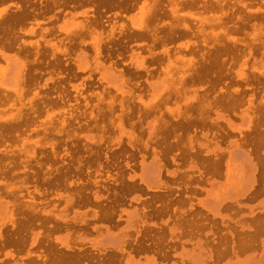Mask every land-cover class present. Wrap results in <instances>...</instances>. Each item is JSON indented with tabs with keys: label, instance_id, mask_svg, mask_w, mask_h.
<instances>
[{
	"label": "rangeland",
	"instance_id": "1",
	"mask_svg": "<svg viewBox=\"0 0 264 264\" xmlns=\"http://www.w3.org/2000/svg\"><path fill=\"white\" fill-rule=\"evenodd\" d=\"M52 1H55V0H1L0 1V4L2 5V6L0 5V22H1L0 28H5L4 30L2 29L0 30V34H1L0 35V39H1L0 41V57H1L0 58V92H1L0 93V99H1L0 100V109H1L0 110L1 111L0 112V126L2 123V126L0 127V132H1L0 133V156H1L0 157V161H1L0 162V212L1 213L4 212L3 214L0 213L1 215L0 216V240H1L0 241L1 242L0 243V264H3V263L5 264H35V262L38 264H42V263L48 264V262L49 264H52L53 262L51 261L52 258L54 259L56 258L53 264L55 263L57 264V262L58 264L59 263L61 264V262H59V257H58L60 255H61L60 257L63 259V260L60 259V261H63V263L66 264L72 256H75L77 253L82 254V252L84 255H86L85 259H82L81 261H79V260H73L71 258L68 264L69 263L72 264L71 261L74 262L73 264H94V263L97 264V262H102L104 259H107V258L108 260L109 259L110 260L106 264H210V263L215 264V261H217L216 264H219V262L221 264H264V235H263L264 222L261 225L262 230L260 229V231L253 237L254 239H252L251 245L249 246L250 248L245 247L244 249V248L238 247L236 242L239 240V238L237 239L235 237L231 238L229 235V233H231L233 229L239 228L238 226L239 224L240 225L242 224L243 226L247 225L250 222L249 220L253 216L260 217L261 215V217L264 218V187H261V189H259L260 187L257 184L258 177L261 172V169L259 168L264 169L263 167L264 164H262L264 163V159H262L264 158V145L258 148V150L260 149L261 153L263 154L262 155L258 150L256 151L254 149L251 150L252 146H250L248 142L244 144L242 139H239L241 138V134H244V131L248 135H250L251 133L250 130L247 129V126H248L247 115L250 113V111L247 109V102H246L248 96L251 93H252L251 97L253 100V104H255L256 106L258 105L261 106L260 107L261 109L259 107L255 109V113L258 114L259 112L264 111L262 110L263 106L260 103L259 104L257 103L260 97L264 98V0H252V1L251 0H228V1L227 0H212V1L211 0H163V2L162 0H159V1L158 0H137V1L136 0H128V1L118 0L120 7L116 6L117 0H114L115 2L113 6H109V7L103 6L104 8L102 7V9H99L96 6L92 7L91 0H86L87 2L85 0L83 1L81 0L79 1L78 0H73V1L72 0H63V1L58 0L57 1L56 0V3L54 4H52ZM58 2L60 3L58 4ZM216 2L218 3V5H221V8L217 7ZM188 4L190 5L188 6ZM202 4H207V5H210L211 7L207 8L208 10L202 9L201 7ZM83 5H85V7H81ZM16 6H19V9H16ZM124 6H125V9H124ZM196 6L199 7V9ZM18 10H25L26 13H28V15L25 17V19L23 18L24 20L21 19L23 20L22 22H20L21 21L20 20L17 24H15L14 27H13V24H9L8 26H5L6 22L3 23L4 18L8 17V14H11V12L14 13V12H17ZM234 12L236 15L234 14ZM111 13L113 14V17ZM217 17H220V18L218 19ZM87 19L89 20L93 19L97 22L96 24L98 25H96L94 29L97 31H100V36L97 37V35H95L94 33L90 34L86 29L81 27V25L84 24V22L87 21ZM161 20L162 22L160 23ZM179 21L181 24L179 23ZM109 25L112 26V35L111 37L107 39L106 35H108V32H109L108 30L110 28ZM9 28L10 29L13 28V29L8 31ZM90 28L92 27H89V29ZM230 28H231V31H230ZM147 30L150 32H153L155 37H157L154 41H152L149 37H146L142 40L134 36L136 32L140 33V32L147 31ZM3 31L5 32V34ZM170 31L175 32V34L173 35L174 38L171 40L168 39L167 37L169 36V34H172L170 33ZM195 31H196V34H195ZM13 32L14 33L16 32L17 34L16 33L14 34ZM79 32H81L82 34ZM198 34L200 35V37H198L199 36ZM71 35L74 38L70 37ZM4 36L6 38H3ZM130 36H133V37L131 38ZM113 37L115 38V40L113 39ZM166 37H167L166 41L163 42V40L161 39H164ZM98 38H100V40ZM19 39L21 40V43ZM116 39L121 42H118ZM5 40L7 41V43H9L8 45ZM98 42H99V50H96L95 44ZM110 43H113V44H110ZM240 45L242 46L240 47ZM61 46L63 47L61 48ZM91 46H92V49H91ZM105 47L107 49H105ZM224 47H225V50L223 49ZM71 48H72V51H70ZM129 48H131V50ZM25 49H27L28 51L30 50V51L28 52ZM73 52L75 53V55ZM217 53L220 55H218ZM32 56L34 57L33 59H32ZM214 56H217V57H214ZM211 57L212 59H210ZM106 58L107 59L109 58V59L107 60ZM237 59L239 63L237 62ZM63 61H65L66 63ZM119 61H122V62H119ZM57 62L59 64L58 66H57ZM92 63L93 65H91ZM200 63H202L203 66L212 64L210 68L211 70H209L206 73V75L207 74L208 75L207 76L205 75L207 79L204 81L203 80L199 81L195 77L196 76L195 73H197V71L200 70L199 68H202V64ZM50 64H53L54 67ZM41 65H43V67ZM158 66H160V69H158L159 68ZM33 67H34V70H32ZM232 70L234 71V73ZM220 71L223 74H221ZM144 72H146V74H144ZM128 74L130 75V77L126 76ZM191 77L194 78V80L192 78V82L194 84L191 83V81H189ZM244 77H246L247 78L246 80L248 81L244 80L243 79ZM63 78H65L66 80ZM181 79L184 80L183 83L180 82ZM211 79H213V83H211L212 82ZM55 83H57L59 86L57 84L56 86ZM216 87L218 88L216 89ZM49 88L50 89L53 88V90H50ZM42 89L44 90L46 94L48 95L50 94V96L48 95L46 96V94H44ZM60 89L62 90V92ZM223 91L225 93H223ZM243 91L244 93H242ZM31 92H32V95L30 94ZM238 93H240L242 96L241 95L238 96ZM25 95L29 97H26ZM87 95L89 96V98ZM134 95L136 96V98ZM224 95L227 96V98L229 97L230 99L233 97L239 98L238 103L233 105L235 108L232 107L231 108L232 110H229V109L224 110L222 107L217 106L218 104H215L216 109L223 116V117L214 119V122L216 125H213L212 123L213 118L215 117V115H213L214 112L212 110L214 107L212 108L205 107V111H204V113L206 112L205 115L211 118V119L205 118V120L207 121L206 124L208 123L207 125H205L206 127L203 126L200 128L199 124L198 125L196 124L195 126L193 125V128H192V125H190V127H187L186 128L187 130H186L184 127H182V125L177 124V122L179 121L178 119L179 117L177 119H174L171 117V115H175L177 113L184 114L187 112L191 113L194 116L195 115L197 116L195 111H197L196 106L198 104H195L196 101H193L189 104L186 103L188 100H190L191 96H196L197 98H200V96H203L207 98L208 100H211L212 98H210V96H215L216 98H219V97H225ZM70 97L72 98V100ZM56 98H58L59 100ZM49 99H51L50 100L51 102L48 101ZM22 100L24 101L26 100V101L24 102ZM169 100L171 101V103ZM46 101L47 103H45ZM127 101L128 103H126ZM43 102L44 104L42 105ZM52 103L57 104V105H54ZM58 103H59V106H58ZM116 103L118 104L119 107L117 106ZM163 103L165 104V106ZM46 104H47V107H46ZM136 105L138 106L137 108L138 110L136 109L137 107ZM162 105L164 106V109L162 108L163 107ZM241 105H244V106H241ZM32 106H33V109L31 108ZM35 110L38 111V113ZM189 110L190 111L194 110V111L190 112ZM39 112L41 113V115ZM103 112L104 114H102ZM66 113L67 114L69 113V114L67 115ZM146 113L149 115V117L146 115ZM60 114L61 115L63 114L61 116L62 118H60ZM141 114H144V116ZM38 115L40 116L41 119L39 118ZM77 115H79L80 118ZM145 116L147 118H145ZM158 116L160 117V119L157 118ZM78 118L81 120L80 122L82 123L78 121L79 120ZM155 118H157V121L154 123ZM173 119L176 122L174 123L175 125L173 124L174 126H176V128L175 127L172 128L173 125L171 123L174 122ZM141 120H144L146 122L141 121ZM14 121L16 124L14 123ZM24 121H26L25 124H24ZM90 122L92 123V125L90 124ZM3 124H5V126H3ZM67 124L68 126L72 124V127L71 125L67 127ZM106 124L108 125L110 124V126L108 127V125L106 126ZM154 124L156 127L159 126V128L156 129V133L158 135L153 140L150 134V129L153 128ZM168 125H169V128L168 130H166L167 129L166 126ZM252 125H254V123ZM28 126L31 130L28 128ZM50 126L52 128L54 127L55 128L52 129ZM4 127L6 128L3 129ZM260 127L264 128V126L263 127L260 126ZM13 128H14V131H13ZM63 128L65 131H63ZM78 128L79 130L81 129L80 132L79 130H77ZM251 128L253 129L255 128V126ZM161 129L165 131L161 132ZM70 130H72L73 133ZM170 130L172 131L174 130V132L175 130L178 131L176 133H179L180 138H177L175 136V133H172V131ZM192 130L193 132H191ZM7 131H9V133H7ZM25 131L27 135L25 133H23L22 135V132H25ZM49 132L50 133L52 132V133L50 134ZM167 132H169L168 135H166ZM200 132L201 133L206 132V137L205 138L202 137ZM228 132L230 133V136H226ZM4 133H7V134H4ZM66 134L67 136L65 137ZM213 134L215 135V137L217 136L216 137L217 141L215 138L212 137ZM221 134L224 136H222ZM169 135L172 136L171 139H169L170 138ZM76 136H79V137L77 138ZM109 136H111V138ZM161 137L162 139H160ZM4 138L5 140L8 138V140L4 141ZM56 138H58L59 141ZM163 138H165V140L169 139L168 140L169 142L165 141ZM184 138L186 139V141L183 142L182 140H185ZM226 140L227 142H225ZM109 141H111V143ZM125 141H126V144H125ZM79 142L81 143V145ZM161 142H163V144H161ZM175 142L177 145L175 144ZM178 142H181V143H178ZM102 143H105V144H102ZM155 143H157V145ZM170 143L171 145L172 143L176 145V146L173 145V147L178 148V149L177 148L175 149L171 147L173 154L172 152H169L171 151V149L167 151L166 153L164 152L166 151V148H167V146L165 145H170ZM60 145L61 147H59ZM138 145H140V147H142L143 149H141ZM178 145H180L181 147ZM242 145H244L247 150ZM153 147L155 148V150L159 152V161L161 163V166H159V163H157L153 157V153H152ZM100 148H101V151H100ZM163 148L165 150H163ZM185 148L186 149L188 148L189 150L187 151ZM49 149L51 150V153ZM253 151L255 153H253ZM60 152H62L61 155H60ZM88 152L90 155L88 154ZM187 152H190L193 154H190ZM196 152H197V155H200V156H197ZM180 153L182 154L184 153L183 155H185V157H183V155L181 156ZM256 153L257 154L259 153V154L257 155ZM122 154H125V156ZM177 154H179V157H177L178 156ZM254 154L256 155V158L254 157L255 156ZM14 155L15 157H13ZM95 155H96V158H95ZM131 155H132V158H131ZM123 156H124V159H123ZM163 156H166V157H163ZM44 157L47 159H45ZM200 157L202 158L199 159ZM51 158H52V161H51ZM115 159L116 161H114ZM215 159H217V161ZM221 159L223 160L221 161ZM253 159H255V161ZM207 160L208 161L214 160L213 162H211V165L210 163L208 164L210 165L209 170L208 169L207 171L205 170L208 173V175L206 172L203 173L204 169H202V167H204L202 165H206ZM32 161H35L36 163L35 162L32 163ZM86 161H89V162H86ZM55 162L57 163L55 164ZM256 162L257 164H255ZM67 163L69 166L67 165ZM4 164H5V167H4ZM51 164H52V167H51ZM19 165L20 166L22 165V166L20 167ZM36 165L39 168L41 167L40 171L38 167L36 170L35 168ZM178 165L180 167H178ZM42 166L43 168L45 167L44 170ZM182 166L185 168H182ZM213 167L215 168L214 171L212 169ZM236 167H240V168H236ZM70 168L72 169V171ZM1 169L3 171H1ZM73 170H76V171H73ZM180 172L182 173L181 175H180ZM40 173H42L41 174L42 176L40 175ZM183 173L185 174L183 175ZM16 174L17 175L19 174V176H17ZM37 174L39 177L37 176ZM186 174H187V177L185 176ZM9 175H11L10 179H8ZM35 176H36V179H35ZM124 176H126V179ZM163 176L165 178L161 179ZM1 177L3 178L1 179ZM197 177L200 182H198ZM40 178H41V181H40ZM53 178L54 180L56 179L59 180L61 178L62 179L59 181H54ZM251 178L252 179L254 178V180H252ZM30 179L35 181L36 183L31 181ZM47 180H49L52 183H50ZM75 180H76V183H75ZM137 180L139 181L138 183H137ZM194 180H197V182H194ZM44 181L45 182L47 181V183L44 184L45 183ZM190 181H193V182H190ZM42 182H44L43 186L46 185L44 186V188L42 186ZM57 182L59 183L58 185L60 187H58V185L54 186V183L57 184ZM61 182L63 183L61 184ZM189 182L191 183L192 186H190ZM173 183L175 185H173ZM32 186L34 187L32 188ZM51 186H53L52 188L54 187L55 188L54 189L49 188ZM85 186L87 187V189H85L86 188ZM139 186L140 187L142 186V187L140 188ZM78 187L79 189L82 188V190L81 189L79 190ZM134 188L138 192L134 191ZM191 188H192V192H190L191 193L190 194L189 191L191 190ZM183 189L185 190L184 192H183ZM193 189L195 193L196 191L198 192L199 189L201 190L196 195H194L195 193L193 192ZM5 190H6V193H4ZM25 190H27V192H24ZM170 190L173 191L174 194L170 193L171 192ZM122 191L124 192V194ZM13 192L15 194H13ZM141 192L144 194H142ZM202 192H203V195H202ZM45 193L47 197L45 196L44 198L43 196ZM75 193H77L78 195H76ZM161 193L163 195H161ZM35 194L37 195V197ZM158 194L165 198L163 197L162 199L159 198L160 196ZM18 195L19 197H17ZM177 195H178V198H176ZM190 195L192 199L190 198ZM123 196L125 197V199ZM251 197L252 199H250ZM149 199L152 200L153 202L149 201ZM241 199L244 201L242 202ZM85 200L87 201L86 204L88 203L86 207L85 205H83L85 203ZM90 200L91 201L93 200V201L91 202ZM141 200L142 201L144 200L145 203H143L144 201L142 202ZM82 201L84 203H82ZM74 202L76 206L75 204H73ZM140 202L141 204H139ZM153 203L154 205L152 207ZM225 203H228L230 207L226 205L224 206ZM230 203L232 204V206L233 205L234 206L232 207ZM36 205L37 207H35ZM71 205H74L75 207L72 206V208L69 209V211H71V214H72V215L71 214L69 215L70 212L68 211V208H70ZM100 205H101L100 207L101 209L98 207ZM102 205L103 206L105 205V206L103 207ZM148 205L150 206V208H147ZM161 205L162 207L166 206V209L163 207L164 211H163V208L160 207ZM186 206H188V208H186ZM198 206L200 209L198 208ZM102 207L105 208L104 209L105 213L102 210ZM107 207H109V209L111 210H108ZM168 207L170 210L168 209ZM178 207L180 208L178 209ZM224 209L226 212L224 211ZM237 210H240L241 212ZM178 211H180L179 212L180 214H178ZM190 211H193V212H190ZM196 211L200 213L197 214L195 213ZM236 211L238 214L236 213ZM249 211H251V213ZM19 213H21V215ZM182 213L184 214L183 216H182ZM186 213H187V216L189 214V217L186 216ZM44 214H45V217H44ZM146 215H148L149 217L151 215L152 216L149 218ZM201 215L202 217L200 218ZM28 216L30 218H28ZM50 216L54 218L52 217L50 218ZM102 216H104L105 220L104 218L101 219ZM193 216L195 220H193L194 219ZM25 218L26 219L28 218V220H26ZM114 218L116 220H113ZM175 218L177 221L175 220ZM196 218H198L199 220L202 219L203 221L202 220L198 221V219ZM206 218H208L209 220ZM214 218L215 219L217 218V219L214 220ZM29 219H31L32 221ZM99 219H101V221ZM151 219L153 220L151 221ZM34 220L35 222H33ZM41 220H44V223ZM211 220L213 221L212 223H211ZM26 221L28 222L26 223ZM54 221H55V225H54ZM217 223H219V225ZM26 224L29 225L30 227L29 226L27 227ZM59 224H61V226ZM19 226L21 229L19 228ZM23 226L25 227V229L23 228ZM217 226H218V229H217ZM60 227L61 228L63 227L64 229L61 230ZM146 228H150L151 230H146ZM158 228H159V231H158ZM170 228H172V233L169 234L167 229L169 230ZM74 229H76L77 231ZM73 230L75 231V234L73 233L74 232ZM240 230L243 233L245 232L243 234L240 231L241 236L243 235L242 237L243 239H245V237L247 236L246 234H248L250 230H247V229H240ZM6 231L8 232L6 233ZM51 231H53V236H52V233H50ZM60 231L62 233H60ZM82 231L85 232V234H83ZM155 231L158 233L155 234ZM43 232L45 235L43 234ZM260 233L261 235H259ZM71 234L73 236H70ZM154 234L156 237L158 236V238H156ZM47 235L48 237H46ZM167 235H168V238H167ZM172 235H175V236L173 237ZM203 236L206 239H204ZM5 237L6 239H4ZM71 237L74 240H72ZM225 237L226 238L228 237V238L226 239ZM146 238L150 240H147ZM152 238L154 240L157 239L159 241V244L158 245L155 244V246L151 244L154 241L152 240ZM52 239L54 240L52 241ZM246 239H248V236L246 237ZM6 240L10 243H8ZM122 240H124L125 243L127 242L129 243L131 241L130 242L131 245L129 246H132V248H134V246L141 245V243L144 242L142 245L144 248L142 250L131 248L130 254L125 255L126 253L125 251L129 249L128 245H125L126 247L124 246L125 251H122L121 253L117 250V247L121 243ZM208 241L210 242L208 243ZM205 242L206 244H204ZM197 243H199V245ZM145 246L146 247L148 246L146 250H145ZM217 246L219 247L217 248ZM1 247H3L4 251ZM27 247H30V248H27ZM214 247H216L217 249L219 248L222 249V250L221 249L219 250L222 251V254L224 253L223 257L221 254L218 256L219 258L216 259V255L214 253L215 249L213 250ZM46 248L48 249L51 248L50 252ZM20 249L22 251H20ZM92 249L94 251H92ZM228 249L231 250V252ZM45 251H47L49 254H47V252ZM55 251H59L58 252L59 255ZM62 252H67V253H62ZM208 252L211 253V257L209 259L206 257V254ZM225 253L227 256L225 255ZM52 254H54L55 257H53L54 255L52 256ZM62 255H64L65 257ZM116 255H119V256H116ZM34 256L36 258H33ZM48 257L49 259L50 257L52 258L48 260ZM117 258H118V262H117ZM24 259L26 261L27 259L31 260V262L34 260L35 262L33 263H31L30 261L26 262L24 261ZM42 260L44 261L42 262ZM111 260H113L114 262H112Z\"/></svg>",
	"mask_w": 264,
	"mask_h": 264
},
{
	"label": "bare ground",
	"instance_id": "2",
	"mask_svg": "<svg viewBox=\"0 0 264 264\" xmlns=\"http://www.w3.org/2000/svg\"><path fill=\"white\" fill-rule=\"evenodd\" d=\"M1 1V0H0ZM58 1V0H57ZM63 1V0H62ZM73 1V0H72ZM79 1V0H78ZM77 1V2H78ZM81 1H83V0H81ZM86 1V0H85ZM92 2H91V6L92 7H98L99 9H102V7L103 6H106V7H109V6H113V4H114V0H91ZM123 1V0H122ZM128 1V0H127ZM137 1V0H136ZM159 1V0H158ZM212 1V0H211ZM228 1V0H227ZM252 1V0H251ZM39 2V1H38ZM48 2V1H47ZM70 2V1H69ZM87 2V1H86ZM126 2V1H125ZM141 2V1H140ZM162 2H163V0H162ZM180 2V1H179ZM192 2V1H191ZM203 2V1H202ZM230 2V1H229ZM235 2V1H234ZM261 2V1H260ZM8 3V2H7ZM46 3V2H45ZM54 3H56V0L55 1H52V4H54ZM60 2H58V4H59ZM160 3V2H159ZM168 3V2H167ZM209 3V2H208ZM215 3V2H214ZM35 4V3H34ZM77 4V3H76ZM184 4V3H183ZM199 4V3H198ZM227 4V3H226ZM1 5V4H0ZM87 5V4H86ZM185 5V4H184ZM190 4H188V6H189ZM196 5V4H195ZM216 5H217V7H219V8H221V5H218V3L216 2ZM236 5V4H235ZM2 6V5H1ZM39 6V5H38ZM59 6V5H58ZM57 6V7H58ZM63 6V5H62ZM79 6V5H78ZM90 6V5H89ZM116 6L117 7H120V4L118 3V0L116 1ZM169 6V5H168ZM81 7H85V5H83V6H81ZM137 7V6H136ZM187 7V6H186ZM197 7V6H196ZM196 7H195V9H196ZM202 9H207V8H209V7H211L210 5H207V4H202ZM200 7V8H201ZM256 7V6H255ZM31 8V7H30ZM41 8V7H40ZM56 8V7H55ZM78 8V7H77ZM104 8V7H103ZM114 8V7H113ZM159 8V7H158ZM183 8V7H182ZM198 9H199V7H197ZM237 8V7H236ZM16 9H19V6H16ZM67 9V8H66ZM119 9V8H118ZM124 9H125V6H124ZM168 9V8H167ZM190 9V8H189ZM29 10V9H28ZM110 10V9H109ZM156 10V9H155ZM169 10V9H168ZM193 10V9H192ZM208 10V9H207ZM214 10V9H213ZM236 10V9H235ZM246 10V9H245ZM11 11V10H10ZM47 11V10H46ZM94 11V10H93ZM115 11V10H114ZM216 11V10H215ZM239 11V10H238ZM237 11V12H238ZM32 12V11H31ZM34 12V11H33ZM111 12V11H110ZM160 12V11H159ZM240 12V11H239ZM246 12V11H245ZM30 13V12H29ZM42 13V12H41ZM46 13V12H45ZM63 13V12H62ZM100 13V12H99ZM8 14V13H7ZM35 14V13H34ZM40 14V13H39ZM43 14V13H42ZM70 14V13H69ZM107 14V13H106ZM105 14V15H106ZM112 14V13H111ZM154 14V13H153ZM234 14H235V12H234ZM247 14V13H246ZM28 15V13H26V11L25 10H18L17 12H14V13H12L11 12V14H8V17H3L4 18V20H3V23H5V26H8L9 24H13V27H14V25L15 24H17L21 19H25V17ZM31 15V14H30ZM47 15H49V14H47ZM61 15V14H60ZM98 15V14H97ZM236 15V14H235ZM254 15H256V14H254ZM7 16V15H6ZM122 16V15H121ZM155 16H156V14H155ZM161 16V15H160ZM62 17V16H61ZM103 17V16H102ZM106 17V16H105ZM112 17H113V14H112ZM186 17V16H185ZM254 17V16H253ZM39 18V17H38ZM42 18V17H41ZM110 18V17H109ZM125 18V17H124ZM156 18V17H155ZM218 19L220 18V17H217ZM236 18V17H235ZM23 19V20H24ZM95 19H97V18H95ZM126 19V18H125ZM150 19V18H149ZM168 19V18H167ZM234 19V18H233ZM23 20H21L20 22H22ZM103 20V19H102ZM127 20V19H126ZM158 20V19H157ZM181 20V19H180ZM235 20V19H234ZM233 20V21H234ZM261 20V19H260ZM55 21V20H54ZM58 21V20H57ZM62 21V20H61ZM108 21V20H107ZM186 21V20H185ZM25 22H26V20H25ZM53 22V21H52ZM162 22V20L160 21V23ZM263 22V21H262ZM1 23V22H0ZM51 23V22H50ZM97 22L95 21V20H89V19H87V21H85L84 22V24H82L81 25V27H83L84 29H86L90 34H92V33H94L95 35H97V37L98 36H100V31H97V30H95L94 28H95V26L96 25H98V24H96ZM111 23H112V21H111ZM179 23H180V21H179ZM193 23V22H192ZM198 23V22H197ZM237 23V22H236ZM56 24H58V23H56ZM55 24V25H56ZM104 24V23H103ZM152 24V23H151ZM155 24V23H154ZM181 24V23H180ZM227 24V23H226ZM235 24V23H234ZM247 24V23H246ZM2 25H4V24H2ZM160 25V24H159ZM158 25V26H159ZM27 26V25H26ZM57 26V25H56ZM106 26V25H105ZM110 26V25H109ZM118 26H119V24H118ZM249 26V25H248ZM3 27V26H2ZM11 27V26H10ZM89 27H92V28H90L89 29ZM117 27V26H116ZM8 28V27H7ZM16 28V27H15ZM127 28V27H126ZM152 28V27H151ZM234 28V27H233ZM4 30L5 28H0V30ZM13 29V28H12ZM12 29H10L9 28V30L8 31H10V30H12ZM40 29V28H39ZM56 29H57V27H56ZM100 29V28H99ZM98 29V30H99ZM159 29V28H158ZM207 29V28H206ZM238 29V28H237ZM15 30V29H14ZM109 30V32H108V35H106V37H107V39L109 38V37H111V35H112V26H110V28L108 29ZM129 30V29H128ZM135 30V29H134ZM177 30V29H176ZM175 30V31H176ZM179 30H180V28H179ZM251 30V29H250ZM84 31V30H83ZM139 31V30H138ZM167 31H169V30H167ZM174 31V30H173ZM230 31H231V28H230ZM4 32V31H3ZM2 32V33H3ZM105 32H106V30H105ZM160 32V31H159ZM186 32V31H185ZM7 33V32H6ZM14 33V32H13ZM16 33V32H15ZM14 33V34H15ZM79 33H81V32H79ZM85 33V32H84ZM163 33V32H162ZM167 33V32H166ZM170 33H172V34H169V36H167L168 37V39H173L174 37H173V35L175 34V32H172V31H170ZM4 34H5V32H4ZM17 34V33H16ZM22 34V33H21ZM57 34V33H56ZM82 34V33H81ZM104 34H106V33H104ZM129 34V33H128ZM133 34V33H132ZM195 34H196V31H195ZM1 35V34H0ZM3 35V34H2ZM13 35V34H12ZM20 35V34H19ZM38 35V34H37ZM127 35V34H126ZM158 35V34H157ZM164 35V34H163ZM199 35V34H198ZM11 36V35H10ZM14 36V35H13ZM18 36V35H17ZM49 36V35H48ZM87 36V35H86ZM123 36V35H122ZM134 36H136L138 39H144V38H146V37H149L152 41H154L157 37H155V35H154V33L153 32H150V31H143V32H136L135 33V35ZM241 36V35H240ZM24 37V36H23ZM46 37V36H45ZM70 37H73L72 35L70 36ZM79 37H80V35H79ZM131 38L133 37V36H130ZM167 37L166 38H164V39H161V40H163V42L164 41H166V39H167ZM178 37V36H177ZM177 37H175V38H177ZM198 37H200V35L198 36ZM225 37V36H224ZM3 38H6L5 36L3 37ZM20 38V37H19ZM29 38V37H28ZM74 38V37H73ZM75 38H76V36H75ZM119 38V37H118ZM128 38V37H127ZM9 39V38H8ZM65 39V38H64ZM78 39V38H77ZM99 40H100V38H98ZM97 39V40H98ZM113 39L115 40V38L113 37ZM121 39V38H120ZM224 39V38H223ZM12 40H13V38H12ZM102 40V39H101ZM114 40H112V41H114ZM117 40V39H116ZM122 40V39H121ZM149 40V39H148ZM225 40H226V38H225ZM0 41H1V39H0ZM3 41V40H2ZM6 41V40H5ZM4 41V42H5ZM19 41H20V43H21V40L19 39ZM53 41H54V39H53ZM77 41V40H76ZM118 41V40H117ZM42 42H44V41H42ZM118 42H121V41H118ZM117 42V43H118ZM133 42V41H132ZM151 42V41H150ZM160 42V41H159ZM2 43V42H1ZM6 43H7V41H6ZM18 43V42H17ZM109 43V42H108ZM116 43V44H117ZM162 43V42H161ZM167 43V42H166ZM226 43V42H225ZM5 44V43H4ZM9 43H7V45H8ZM59 44V43H58ZM110 44H113V43H110ZM130 44V43H129ZM150 44V43H149ZM164 44V43H163ZM174 44V43H173ZM210 44V43H209ZM232 44V43H231ZM11 45V44H10ZM44 45V44H43ZM81 45V44H80ZM105 45V44H104ZM119 45V44H118ZM123 45V44H122ZM83 46V45H82ZM87 46V45H86ZM89 46H90V44H89ZM161 46V45H160ZM175 46V45H174ZM201 46H202V44H201ZM227 46V45H226ZM242 45H240V47H241ZM5 47V46H4ZM50 47V46H49ZM48 47V48H49ZM63 46H61V48H62ZM72 47V46H71ZM108 47V46H107ZM136 47V46H135ZM146 47V46H145ZM195 47V46H194ZM23 48V47H22ZM95 48H96V50H99V42L98 43H96L95 44ZM140 48V47H139ZM200 48V47H199ZM207 48V47H206ZM237 48V47H236ZM51 49V48H50ZM91 49H92V46H91ZM105 49H107L106 47H105ZM109 49V48H108ZM126 49V48H125ZM130 50H131V48H129ZM205 49V48H204ZM216 49V48H215ZM220 49V48H219ZM224 50H225V47L223 48ZM7 50V49H6ZM17 50H18V48H17ZM25 50H27V49H25ZM34 50V49H33ZM32 50V51H33ZM117 50V49H116ZM115 50V51H116ZM211 50H213V49H211ZM218 50V49H217ZM216 50V51H217ZM10 51V50H9ZM23 51V50H22ZM28 51V50H27ZM30 51V50H29ZM28 51V52H29ZM31 51V52H32ZM42 51V50H41ZM51 51V50H50ZM70 51H72V48H71V50ZM69 51V52H70ZM147 51V50H146ZM215 51V52H216ZM228 51V50H227ZM238 51V50H237ZM259 51V50H258ZM27 52V53H28ZM94 52V51H93ZM93 52H92V54H93ZM118 52V51H117ZM188 52V51H187ZM224 52V51H223ZM244 52H245V50H244ZM74 53V52H73ZM73 53H71V54H73ZM106 53V52H105ZM213 53H214V51H213ZM218 53H220V52H218ZM217 53V54H218ZM235 53H236V51H235ZM259 53V52H258ZM31 54V53H30ZM40 54V53H39ZM52 54V53H51ZM126 54V53H125ZM162 54V53H161ZM217 54H215V55H217ZM64 55V54H63ZM68 55H70V54H68ZM67 55V56H68ZM74 55H75V53H74ZM73 55V56H74ZM105 55H107V54H105ZM158 55V54H157ZM211 55V54H210ZM218 55H220V54H218ZM238 55V54H237ZM20 56V55H19ZM29 56V55H28ZM44 56V55H43ZM51 56V55H50ZM58 56V55H57ZM59 56H61V55H59ZM117 56V55H116ZM165 56H167V55H165ZM209 56V55H208ZM212 56V55H211ZM259 56V55H258ZM42 57V56H41ZM49 57V56H48ZM71 57V56H70ZM109 57V56H108ZM164 57V56H163ZM214 57H217V56H214ZM230 57V56H229ZM1 58V57H0ZM34 57L32 56V59H33ZM63 58V57H62ZM90 58H91V56H90ZM128 58V57H127ZM157 58V57H156ZM221 58V57H220ZM235 58V57H234ZM238 58V57H237ZM242 58V57H241ZM259 58V57H258ZM55 59V58H54ZM107 59V58H106ZM109 59V58H108ZM107 59V60H108ZM149 59V58H148ZM154 59V58H153ZM210 59H212V57L210 58ZM46 60V59H45ZM50 60V59H49ZM62 60V59H61ZM73 60V59H72ZM71 60V61H72ZM156 60V59H155ZM214 60V59H213ZM251 60H252V58H251ZM29 61V60H28ZM44 61V60H43ZM70 61V62H71ZM151 61H152V59H151ZM150 61V62H151ZM199 61V60H198ZM212 61V60H211ZM220 61V60H219ZM46 62V61H45ZM52 62V61H51ZM59 62V61H58ZM58 62H57V66L59 65L58 64ZM63 62H65V61H63ZM108 62V61H107ZM119 62H122V61H119ZM149 62V63H150ZM158 62V61H157ZM166 62V61H165ZM237 62H238V59H237ZM66 63V62H65ZM130 63V62H129ZM134 63V62H133ZM206 63V62H205ZM209 63H211V62H209ZM239 63V62H238ZM40 64V63H39ZM48 64V63H47ZM54 64H56V63H54ZM61 64H62V62H61ZM74 64V63H73ZM148 64V63H147ZM157 64V63H156ZM200 64H202V63H200ZM208 64V63H207ZM221 64H223V63H221ZM228 64V63H227ZM234 64V63H233ZM45 65V64H44ZM50 65H52L53 66V64H50ZM65 65V64H64ZM91 65H93V63L91 64ZM160 65V64H159ZM34 66V65H33ZM42 67H43V65H41ZM73 66H75V65H73ZM201 66V65H200ZM199 66V67H200ZM211 66H212V64H208V65H206V66H203V64H202V68H199V67H197V68H199L200 70L199 71H197V73H195V77H196V79L197 80H199V81H204V80H206L207 78H206V76L208 75H206V73L209 71V70H211L210 68H211ZM216 66H217V64H216ZM232 66H234V65H232ZM32 67V66H31ZM36 67V66H35ZM39 67V66H38ZM47 67V66H46ZM54 67V66H53ZM159 68L158 69H160V66H158ZM214 67V66H213ZM236 67V66H235ZM61 68V67H60ZM77 68V67H76ZM134 68V67H133ZM215 68V67H214ZM213 68V69H214ZM226 68V67H225ZM41 69V68H40ZM50 69V68H49ZM64 69V68H63ZM67 69V68H66ZM74 69V68H73ZM156 69V68H155ZM212 69V70H213ZM216 69V68H215ZM217 69H218V67H217ZM231 69V68H230ZM235 69V68H234ZM32 70H34V67L32 68ZM37 70V69H36ZM135 70V69H134ZM198 70V69H197ZM222 70V69H221ZM229 70V69H228ZM53 71V70H52ZM56 71V70H55ZM61 71V70H60ZM132 71V70H131ZM155 71V70H154ZM215 71V70H214ZM233 71V70H232ZM249 71V70H248ZM32 72V71H31ZM65 72V71H64ZM63 72V73H64ZM75 72H76V70H75ZM82 72V71H81ZM158 72V71H157ZM211 72V71H210ZM209 72V73H210ZM58 73H60V72H58ZM130 73V72H129ZM139 73V72H138ZM220 73L221 74H223L221 71H220ZM220 73H218V74H220ZM233 73H234V71H233ZM33 74V73H32ZM70 74V73H69ZM71 74H72V72H71ZM75 74V73H74ZM94 74V73H93ZM144 74H146V72H144ZM45 75V74H44ZM85 75V74H84ZM136 75V74H135ZM206 75V76H205ZM216 75V74H215ZM47 76V75H46ZM126 76H128V77H130V75L128 74V75H126ZM132 76V75H131ZM28 77H29V75H28ZM34 77V76H33ZM36 77V76H35ZM40 77V76H39ZM74 77V76H73ZM97 77V76H96ZM145 77V76H144ZM230 77H231V75H230ZM230 77H229V79H230ZM233 77V76H232ZM235 77V76H234ZM42 78V77H41ZM78 78V77H77ZM80 78V77H79ZM150 78V77H149ZM192 78L193 77H191V79L189 80V81H191V83H193L192 82ZM209 78V77H208ZM211 78V77H210ZM222 78V77H221ZM33 79V78H32ZM36 79V78H35ZM63 79H65V78H63ZM73 79V78H72ZM216 79V78H215ZM225 79V78H224ZM244 80H246L247 78L246 77H244L243 78ZM66 80V79H65ZM68 80V79H67ZM77 80V79H76ZM79 80V79H78ZM89 80V79H88ZM96 80V79H95ZM186 80V79H185ZM193 80H194V78H193ZM212 80V82L211 83H213V79H211ZM251 80V79H250ZM32 81V80H31ZM42 81H43V79H42ZM42 81H41V83H42ZM56 81H57V79H56ZM129 81V80H128ZM144 81V80H143ZM219 81V80H218ZM246 81H248V80H246ZM64 82V81H63ZM67 82V81H66ZM73 82H75V81H73ZM180 82H184V80L183 79H181L180 80ZM187 82V81H186ZM197 82V81H196ZM206 82V81H205ZM225 82V81H224ZM260 82V81H259ZM88 83V82H87ZM92 83V82H91ZM135 83V82H134ZM145 83V82H144ZM189 83V82H188ZM204 83V82H203ZM216 83V82H215ZM214 83V84H215ZM228 83V82H227ZM248 83V82H247ZM32 84V83H31ZM34 84V83H33ZM57 83H55V85H56ZM99 84V83H98ZM142 84H143V82H142ZM194 84V83H193ZM206 84V83H205ZM223 84V83H222ZM229 84H230V82H229ZM245 84V83H244ZM25 85V84H24ZM23 85V86H24ZM36 85V84H35ZM54 85V84H53ZM58 85V84H57ZM56 85V86H57ZM90 85H92V84H90ZM101 85V84H100ZM188 85V84H187ZM217 85V84H216ZM241 85V84H240ZM261 85V84H260ZM50 86V85H49ZM59 86V85H58ZM70 86V85H69ZM102 86V85H101ZM196 86V85H195ZM225 86V85H224ZM27 87V86H26ZM30 87V86H29ZM37 87H38V85H37ZM54 87V86H53ZM62 87V86H61ZM71 87V86H70ZM87 87H88V85H87ZM219 87V86H218ZM218 87H216V89L218 88ZM227 87V86H226ZM232 87H233V85H232ZM244 87V86H243ZM31 88V87H30ZM65 88V87H64ZM94 88V87H93ZM136 88V87H135ZM213 88V87H212ZM231 88V87H230ZM229 88V89H230ZM242 88V87H241ZM257 88V87H256ZM261 88V87H260ZM263 88V87H262ZM28 89V88H27ZM50 89V88H49ZM70 89V88H69ZM138 89V88H137ZM136 89V90H137ZM145 89V88H144ZM227 89V88H226ZM40 90V89H39ZM43 90V89H42ZM47 90H48V88H47ZM50 90H53V88L52 89H50ZM58 90V89H57ZM61 90V89H60ZM59 90V91H60ZM86 90H87V88H86ZM86 90H85V92H86ZM107 90V89H106ZM242 90V89H241ZM247 90V89H246ZM250 90V89H249ZM253 90V89H252ZM31 91V90H30ZM33 91V90H32ZM146 91V90H145ZM205 91V90H204ZM203 91V92H204ZM227 91V90H226ZM43 92H44V90H43ZM53 92V91H52ZM51 92V93H52ZM56 92V91H55ZM61 92H62V90H61ZM199 92V91H198ZM209 92V91H208ZM253 92V91H252ZM1 93V92H0ZM39 93H40V91H39ZM47 93H48V91H47ZM64 93V92H63ZM114 93V92H113ZM135 93V92H134ZM200 93V92H199ZM223 93H225L224 91H223ZM227 93V92H226ZM231 93H233V92H231ZM241 93V92H240ZM240 93H238V96L239 95H241L242 93H244V91L240 94ZM9 94V93H8ZM31 95H32V92L30 93ZM44 94H46L45 92H44ZM79 94V93H78ZM106 94H107V92H106ZM147 94V93H146ZM228 94V93H227ZM258 94V93H257ZM48 94H46V96H47ZM53 95V94H52ZM52 95H51V97H52ZM57 95V94H56ZM70 95V94H69ZM204 95V94H203ZM234 95V94H233ZM232 95V96H233ZM251 95H252V93L248 96V98H247V100H246V102H247V109L250 111V113L247 115V118H248V126H247V129H249L250 130V135H248L247 133H245V131H244V134H241V138H239V139H242V141L244 142V144L245 143H249L250 144V146H252V149L251 150H258V148H260V147H262L263 145H264V128H261L260 126H264V111H261V112H259L258 114H256L255 113V109H257V107H261V106H259L258 104L260 103L263 107V109L262 110H264V98H262V97H260V99L258 100V106H256L255 104H253V100H252V97H251ZM26 96V95H25ZM39 96V95H38ZM48 96H50V94L48 95ZM60 96V95H59ZM73 96V95H72ZM88 96V95H87ZM118 96V95H117ZM135 96V95H134ZM225 96V95H224ZM229 96V95H228ZM238 96H236V97H238ZM242 96V95H241ZM247 96V95H246ZM5 97V96H4ZM26 97H29V96H26ZM25 97V98H26ZM37 97V96H36ZM50 97V98H51ZM80 97V96H79ZM78 97V98H79ZM96 97V96H95ZM119 97H120V95H119ZM119 97H118V99H119ZM132 97V96H131ZM146 97V96H145ZM209 97V96H208ZM219 97V96H218ZM43 98V97H42ZM41 98V99H42ZM71 98V97H70ZM88 98H89V96H88ZM135 98H136V96H135ZM134 98V99H135ZM210 98H212L211 100H208L207 98H205V97H203V96H200V98H197L196 96H191V98H190V100H188L186 103H191V102H193V101H196V103L195 104H198L196 107H197V111H195L196 112V114H197V116L195 115H192L191 113H184V114H180V113H177V114H175V115H171V117L172 118H174V119H177L178 117V119H179V121L177 122V124H179V125H182V127H184L185 129L187 128V127H190V125H192V128H193V125L195 126L196 124L198 125L199 124V126H200V128L201 127H206L205 125H207L206 124V120H205V118H208V119H211L210 117H208L207 115H205V113H204V111H205V107H207V108H212V107H214L212 110H213V112H214V114L213 115H215V117L213 118V125H216L215 124V122H214V119H216V118H219V117H223L222 116V114H220L219 112H218V110L216 109V106H215V104H218L217 106H219V107H222L224 110L225 109H229V110H232L231 108L232 107H234L233 105L234 104H236V103H238V99L239 98H227V96H225V97H219V98H216L215 96H210ZM242 98V97H241ZM21 99V98H20ZM39 99V98H38ZM48 99V98H47ZM56 99H58V98H56ZM80 99V98H79ZM95 99V98H94ZM133 99V100H134ZM147 99V98H146ZM1 100V99H0ZM10 100V99H9ZM18 100V99H17ZM40 100V99H39ZM38 100V101H39ZM44 100V99H43ZM51 99H49L48 101H50ZM53 100V99H52ZM59 100V99H58ZM61 100V99H60ZM66 100V99H65ZM71 100H72V98H71ZM83 100V99H82ZM117 100V99H116ZM245 100V99H244ZM4 101V100H3ZM8 101V100H7ZM22 101H24V100H22ZM26 101V100H25ZM24 101V102H25ZM55 101V100H54ZM57 101V100H56ZM74 101V100H73ZM145 101H147V100H145ZM170 101V100H169ZM23 102V103H24ZM42 102V101H41ZM41 102H39V103H41ZM51 102V101H50ZM91 102V101H90ZM93 102V101H92ZM117 102V101H116ZM120 102V101H119ZM159 102V101H158ZM241 102H242V100H241ZM244 102V101H243ZM27 103H29V102H27ZM45 103H47V101L45 102ZM55 103V102H54ZM54 103H52V104H54ZM67 103V102H66ZM126 103H128V101L126 102ZM132 103H134V102H132ZM157 103V102H156ZM170 103H171V101H170ZM256 103V102H255ZM25 104V103H24ZM36 104V103H35ZM44 104V102L42 103V105ZM63 104V103H62ZM100 104H102V103H100ZM117 104V103H116ZM164 104V103H163ZM244 104V103H243ZM7 105H8V103H7ZM18 105V104H17ZM28 105V104H27ZM41 105V104H40ZM54 105H57V104H54ZM68 105V104H67ZM66 105V106H67ZM91 105H92V103H91ZM129 105H130V103H129ZM139 105V104H138ZM240 105V104H239ZM35 106V105H34ZM50 106V105H49ZM58 106H59V103H58ZM62 106V105H61ZM105 106V105H104ZM117 106H118V104H117ZM132 106V105H131ZM137 106V105H136ZM142 106V105H141ZM163 106V105H162ZM164 106H165V104H164ZM164 106L162 107L163 109H164ZM241 106H244V105H241ZM30 107V106H29ZM40 107V106H39ZM42 107V106H41ZM46 107H47V104H46ZM46 107H44V108H46ZM90 107V106H89ZM103 107V106H102ZM119 107V106H118ZM127 107V106H126ZM128 107H130V106H128ZM195 107V108H196ZM238 107V106H237ZM32 109H33V106L31 107ZM31 108H30V110H31ZM58 108V107H57ZM117 108V107H116ZM138 108V106L136 107V109ZM190 108V107H189ZM218 108V107H217ZM235 108V107H234ZM26 109H28V108H26ZM43 109V108H42ZM104 109V108H103ZM119 109V108H118ZM239 109V108H238ZM237 109V110H238ZM261 109V108H260ZM260 109H258V110H260ZM1 110V109H0ZM15 110V109H14ZM29 110V111H30ZM38 110V109H37ZM44 110V109H43ZM53 110V109H52ZM138 110V109H137ZM140 110H141V108H140ZM22 111V110H21ZM24 111V110H23ZM36 111V110H35ZM63 111V110H62ZM69 111V110H68ZM107 111V110H106ZM106 111H104V112H106ZM151 111V110H150ZM190 111V110H189ZM192 111H194V110H192ZM192 111H190V112H192ZM1 112V111H0ZM3 112V111H2ZM6 112V111H5ZM8 112H10V111H8ZM31 112V111H30ZM37 113H38V111H36ZM41 112V111H40ZM39 112V113H40ZM46 112V111H45ZM104 112L102 113V114H104ZM116 112V111H115ZM225 112H227V111H225ZM23 113H25V112H23ZM111 113V112H110ZM113 113V112H112ZM128 113V112H127ZM138 113V112H137ZM148 113H149V111H148ZM212 113V112H211ZM231 113V112H230ZM4 114V113H3ZM44 114V113H43ZM67 114V113H66ZM69 114V113H68ZM67 114V115H68ZM83 114V113H82ZM101 114V113H100ZM168 114V113H167ZM194 114V113H193ZM232 114V113H231ZM9 115V114H8ZM30 115V114H29ZM33 115V114H32ZM40 115H41V113H40ZM63 115V114H62ZM61 114H60V118H62L61 116H62ZM88 115V114H87ZM107 115V114H106ZM133 115V114H132ZM141 115H143L144 116V114H141ZM146 115L149 117V115L146 113ZM153 115V114H152ZM209 115H210V113H209ZM39 116V115H38ZM78 117H79V115H77ZM82 116V115H81ZM86 116V115H85ZM100 116V115H99ZM103 116V115H102ZM127 116V115H126ZM142 116V117H143ZM164 116H165V114H164ZM231 116V115H230ZM234 116V115H233ZM31 117V116H30ZM36 117V116H35ZM75 117V116H74ZM101 117V116H100ZM133 117V116H132ZM131 117V118H132ZM141 117V118H142ZM170 117V116H169ZM170 117V118H171ZM18 118V117H17ZM21 118V117H20ZM39 118H40V116H39ZM43 118H45V117H43ZM80 118V117H79ZM78 118V119H79ZM84 118V117H83ZM88 118V117H87ZM126 118V117H125ZM129 118V117H128ZM145 118H147L146 116H145ZM157 118H159L160 119V117L158 116ZM157 118H155L154 119V123L157 121ZM234 118H236V117H234ZM26 119V118H25ZM33 119H34V117H33ZM32 119V120H33ZM41 119V118H40ZM85 119V118H84ZM144 119V118H143ZM169 119V118H168ZM173 119V121L174 122H172L171 124L173 125L174 123H176L175 122V120ZM19 120V119H18ZM22 120V119H21ZM31 120V121H32ZM57 120V119H56ZM55 120V121H56ZM86 120V119H85ZM98 120V119H97ZM129 120V119H128ZM170 120V119H169ZM17 121V120H16ZM37 121V120H36ZM35 121V122H36ZM67 121V120H66ZM79 122L81 121L80 119L78 120ZM102 121H103V119H102ZM141 121H144V120H141ZM140 121V122H141ZM209 121V120H208ZM25 122L26 121H24V124H25ZM33 122V121H32ZM38 122H40V121H38ZM61 122V121H60ZM74 122V121H73ZM72 122V123H73ZM97 122V121H96ZM126 122V121H125ZM139 122V121H138ZM144 122H146V121H144ZM171 122V121H170ZM221 122V121H220ZM220 122H218V123H220ZM12 123V122H11ZM14 123H15V121H14ZM30 123V122H29ZM28 123V124H29ZM42 123V122H41ZM58 123V122H57ZM70 123H71V121H70ZM76 123V122H75ZM80 123H82V122H80ZM105 123V122H104ZM107 123V122H106ZM142 123V122H141ZM210 123V122H209ZM254 123V125H252ZM256 123V124H255ZM16 124V123H15ZM90 124L92 125V123L90 122ZM211 124V123H210ZM209 124V125H210ZM9 125H10V123H9ZM23 125V124H22ZM27 125V124H26ZM59 125H60V123H59ZM71 125V127H72V124H70ZM69 125V126H70ZM84 125V124H83ZM108 124H106V126H107ZM115 125V124H114ZM126 125V124H125ZM135 125V124H134ZM175 125V124H174ZM172 126V128H176V126ZM226 125V124H225ZM1 126H2V123H1ZM0 126V127H1ZM3 126H5V124H3ZM15 126V125H14ZM20 126V125H19ZM32 126V125H31ZM30 126V127H31ZM68 126V124H67V127H69ZM77 126V125H76ZM82 126V125H81ZM105 126V127H106ZM110 126V124L108 125V127ZM128 126V125H127ZM130 126V125H129ZM253 126H255V128H251V127H253ZM51 127V126H50ZM85 127H86V125H85ZM135 127V126H134ZM140 127V126H139ZM138 127V128H139ZM224 127H226V126H224ZM6 127H4L3 129H5ZM28 128H29V126H28ZM52 128V127H51ZM55 128V127H54ZM54 128H52V129H54ZM113 128V127H112ZM157 128H159V126H155V124H154V126H153V128H151L150 129V134H151V136H152V139L154 140L156 137H157V133H156V129ZM166 130H168V128H169V125L168 126H166ZM10 129V128H9ZM30 129V128H29ZM48 129H50V128H48ZM73 129H75V128H73ZM84 129V128H83ZM114 129V128H113ZM146 129V128H145ZM163 129V128H162ZM161 129V132H164L163 130ZM171 129V128H170ZM183 129V128H182ZM197 129V128H196ZM205 129V128H204ZM220 129V128H219ZM226 129V128H225ZM12 130V129H11ZM31 130V129H30ZM29 130V131H30ZM33 130V129H32ZM77 130H79V128L77 129ZM138 130V129H137ZM178 130H179V128H178ZM184 130V129H183ZM187 130V129H186ZM201 130V129H200ZM13 131H14V128H13ZM16 131V130H15ZM54 131V130H53ZM63 131H65L64 130V128H63ZM70 131H72V130H70ZM81 131V129L79 130V132ZM92 131V130H91ZM116 131V130H115ZM139 131V130H138ZM143 131V130H142ZM141 131V132H142ZM170 131H172V130H170ZM181 131V130H180ZM218 131V130H217ZM228 131V130H227ZM231 131V130H230ZM4 132V131H3ZM96 132V131H95ZM110 132V131H109ZM140 132V131H139ZM144 132V131H143ZM176 132H178V131H176L175 130V132H174V130L172 131V133H175V136L177 137V138H180V135H179V133H176ZM191 132H193V130L191 131ZM198 132V131H197ZM248 132V131H247ZM1 133V132H0ZM7 133H9V131H7ZM7 133H4V134H7ZM13 133V132H12ZM23 133H25L26 135H27V133H26V131L25 132H22V135H23ZM38 133H39V131H38ZM50 133V132H49ZM49 133H48V135H49ZM52 133V132H51ZM50 133V134H51ZM72 133H73V131H72ZM72 133H71V135H72ZM106 133V132H105ZM116 133V132H115ZM146 133H147V131H146ZM145 133V134H146ZM159 133V132H158ZM168 133L169 132H167L166 133V135H168ZM201 133V132H200ZM216 133V132H215ZM220 133H222V132H220ZM227 133V132H226ZM238 133V132H237ZM236 133V134H237ZM40 134H41V132H40ZM139 134H141V133H139ZM143 134V133H142ZM211 134V133H210ZM229 134V135H228ZM228 134L226 135V136H230V133L228 132ZM252 134V135H251ZM33 135H34V133H33ZM47 135V134H46ZM53 135V134H52ZM79 135V134H78ZM110 135V134H109ZM162 135V134H161ZM166 135H164V136H166ZM173 135V134H172ZM181 135H182V133H181ZM186 135V134H185ZM198 135H199V133H198ZM201 135H202V137H206V132H203V133H201ZM222 135V134H221ZM232 135H234V134H232ZM231 135V136H232ZM239 135V134H238ZM2 136V135H1ZM4 136V135H3ZM7 136V135H6ZM19 136V135H18ZM67 136V134L65 135V137ZM80 136V135H79ZM79 136H76L77 138L79 137ZM105 136V135H104ZM114 136V135H113ZM139 136V135H138ZM163 136V135H162ZM170 136V138L169 139H171V135H169ZM211 136V135H210ZM218 136H220V135H218ZM222 136H224V135H222ZM30 137H31V135H30ZM53 137V136H52ZM55 137V136H54ZM110 138H111V136H109ZM109 137H107V138H109ZM141 137V136H140ZM187 137V136H186ZM198 137H200V136H198ZM212 137L213 138H215L216 139V137H215V135L213 134L212 135ZM234 137V136H233ZM21 138V137H20ZM62 138V137H61ZM73 138V137H72ZM84 138V137H83ZM143 138V137H142ZM221 138V137H220ZM56 139H58V138H56ZM65 139V138H64ZM160 139H162V137L160 138ZM159 139V140H160ZM164 140H165V138H163ZM169 139H167V140H165V141H168ZM183 139V138H182ZM185 139V138H184ZM194 139V138H193ZM200 139V138H199ZM223 139V138H222ZM225 139V138H224ZM227 139V138H226ZM6 140H8V138L6 139ZM5 140V138H4V141H6ZM76 140V139H75ZM84 140V139H83ZM180 140V139H179ZM197 140V139H196ZM11 141V140H10ZM17 141V140H16ZM43 141V140H42ZM58 141H59V139H58ZM73 141V140H72ZM85 141V140H84ZM104 141H105V139H104ZM158 141V140H157ZM164 141V142H165ZM183 142L184 141H186V139L185 140H182ZM216 141H217V139H216ZM224 141V140H223ZM222 141V142H223ZM2 142H3V140H2ZM21 142V141H20ZM70 142V141H69ZM74 142V141H73ZM110 143H111V141H109ZM108 142V143H109ZM139 142H140V140H139ZM169 142V141H168ZM171 142V141H170ZM195 142H197V141H195ZM221 142V141H220ZM225 142H227V140L225 141ZM6 143V142H5ZM59 143V142H58ZM60 143H62V142H60ZM80 143V142H79ZM166 143V142H165ZM164 143V144H165ZM173 143H174V141H173ZM172 143V145H171V143H170V145H165V146H167V148H166V151H164L165 153L167 152V151H169L170 149H171V147L172 148H177V147H173V144ZM178 143H181V142H178ZM2 144V143H1ZM19 144V143H18ZM102 144H105V143H102ZM125 144H126V141H125ZM151 144V143H150ZM156 145H157V143H155ZM159 144H160V142H159ZM161 144H163V142H161ZM167 144V143H166ZM175 144H176V142H175ZM224 144V143H223ZM5 145V144H4ZM57 145V144H56ZM62 145V144H61ZM61 145L59 146V147H61ZM80 145H81V143H80ZM95 145V144H94ZM109 145V144H108ZM153 145V144H152ZM177 145V144H176ZM176 145H174V146H176ZM181 145V144H180ZM180 145H178V146H180ZM212 145V144H211ZM211 145H210V147H211ZM20 146V145H19ZM71 146V145H70ZM98 146V145H97ZM139 147H140V145H138ZM143 146V145H142ZM160 146H162V145H160ZM195 146H197V145H195ZM223 146V145H222ZM245 149H246V147L244 146V145H242ZM249 146V145H248ZM9 147V146H8ZM13 147V146H12ZM16 147V146H15ZM64 147V146H63ZM62 147V148H63ZM83 147V146H82ZM151 147V146H150ZM181 147V146H180ZM183 147V146H182ZM74 148V147H73ZM80 148V147H79ZM141 149H143L142 147H140ZM139 148V149H140ZM189 148V147H188ZM186 149L187 151L189 150V149ZM248 148V147H247ZM38 149V148H37ZM82 149V148H81ZM80 149V150H81ZM178 149V148H177ZM198 149V148H197ZM79 150V151H80ZM132 150V149H131ZM136 150V149H135ZM145 150V149H144ZM149 150H151V149H149ZM161 150H162V148H161ZM163 150H165L164 148H163ZM174 150V149H173ZM183 150V149H182ZM201 150V149H200ZM247 150V149H246ZM16 151V150H15ZM18 151V150H17ZM44 151V150H43ZM49 151H50V153H51V150L49 149ZM57 151V150H56ZM62 151V150H61ZM64 151V150H63ZM85 151V150H84ZM100 151H101V148H100ZM115 151V150H114ZM125 151V150H124ZM127 151V150H126ZM141 151V150H140ZM260 153H261V151H260V149L258 150ZM46 152H47V150H46ZM67 152V151H66ZM122 152H123V150H122ZM147 152H148V150H147ZM161 152V151H160ZM163 152V151H162ZM169 152H172V149H171V151H169ZM181 152V151H180ZM182 152H184V151H182ZM191 152V151H190ZM190 152H187V153H190ZM9 153V152H8ZM17 153V152H16ZM38 153V152H37ZM61 153L62 152H60V155H61ZM81 153H82V151H81ZM119 153V152H118ZM129 153V152H128ZM134 153H136V152H134ZM150 153V152H149ZM152 153H153V157H154V159L156 160V162L157 163H159V166H161V163H160V161H159V152L157 151V150H155V148L153 147L152 148ZM198 153H199V151H198ZM226 153H228V152H226ZM250 153V152H249ZM252 153V152H251ZM253 153H255L254 151H253ZM49 154V153H48ZM80 154V153H79ZM84 154V153H83ZM88 154H89V152H88ZM164 154V153H163ZM162 154V155H163ZM168 154V153H167ZM172 154H173V152H172ZM184 154V153H183ZM182 153H180V155L182 156L183 155ZM186 154V153H185ZM190 154H193V153H190ZM220 154V153H219ZM218 154V155H219ZM225 154V153H224ZM223 154V155H224ZM257 154V153H256ZM259 154V153H258ZM257 154V155H258ZM262 154V153H261ZM51 155V154H50ZM90 155V154H89ZM116 155V154H115ZM114 155V156H115ZM118 155V154H117ZM122 155H124L125 156V154H122ZM121 155V156H122ZM165 155V154H164ZM169 155V154H168ZM178 156L177 157H179V154H177ZM196 155H197V152H196ZM195 155V156H196ZM213 155V154H212ZM226 155V154H225ZM253 155V154H252ZM255 155V154H254ZM263 155V154H262ZM10 156V155H9ZM17 156V155H16ZM19 156H20V154H19ZM18 156V157H19ZM22 156H23V154H22ZM52 156H53V154H52ZM124 156H123V159H124ZM134 156V155H133ZM148 156V155H147ZM150 156V155H149ZM192 156V155H191ZM194 156V155H193ZM197 156H200V155H197ZM209 156V155H208ZM221 156V155H220ZM1 157V156H0ZM13 157H15V155L13 156ZM43 157V156H42ZM46 157H47V155H46ZM94 157V156H93ZM92 157V158H93ZM113 157V156H112ZM116 157V156H115ZM129 157V156H128ZM139 157V156H138ZM163 157H166V156H163ZM183 157H185V155H183ZM255 158H256V155L254 156ZM258 157V156H257ZM262 157V156H261ZM45 158V157H44ZM58 158H59V156H58ZM95 158H96V155H95ZM98 158H100V157H98ZM131 158H132V155H131ZM140 158V157H139ZM187 158H188V156H187ZM198 158V157H197ZM196 158V159H197ZM202 157H200L199 159H201ZM221 158H223V157H221ZM259 158V157H258ZM20 159V158H19ZM45 159H47V158H45ZM48 159H49V157H48ZM67 159V158H66ZM74 159V158H73ZM91 159V158H90ZM118 159H119V157H118ZM117 159V160H118ZM133 159H134V157H133ZM204 159H205V157H204ZM207 159H208V157H207ZM218 159H220V158H218ZM225 159V158H224ZM262 159H264V158H262ZM68 160V159H67ZM84 160V159H83ZM88 160V159H87ZM94 160V159H93ZM96 160V159H95ZM131 160V159H130ZM216 161H217V159H215ZM223 159H221V161H222ZM254 161H255V159H253ZM4 161V160H3ZM51 161H52V158H51ZM99 161V160H98ZM104 161V160H103ZM114 161H116V159L114 160ZM188 161H189V159H188ZM197 161V160H196ZM199 161H201V160H199ZM203 161V160H202ZM214 161V160H213ZM213 161H208L207 160V163H206V165H202V166H204V167H202V169H204V172L203 173H205L206 171H207V169L209 170V167H210V165H211V162H213ZM260 161V160H259ZM1 162V161H0ZM15 162V161H14ZM31 162V161H30ZM33 162H35V161H32V163ZM43 162V161H42ZM69 162H70V160H69ZM74 162V161H73ZM86 162H89V161H86ZM92 162V161H91ZM106 162V161H105ZM118 162V161H117ZM131 162V161H130ZM206 162V161H205ZM204 162V163H205ZM36 163V162H35ZM44 163V162H43ZM42 163V164H43ZM52 163V162H51ZM57 162H55V164H56ZM107 163V162H106ZM112 163H114V162H112ZM137 163V162H136ZM188 163V162H187ZM203 163V164H204ZM210 163V165H208ZM217 163H219V162H217ZM30 164V163H29ZM47 164V163H46ZM45 164V165H46ZM70 164V163H69ZM94 164H96V163H94ZM109 164V163H108ZM120 164V163H119ZM186 164V163H185ZM199 164V163H198ZM200 164H201V162H200ZM213 164H215V163H213ZM223 164V163H222ZM221 164V165H222ZM229 164V163H228ZM255 164H257V162L255 163ZM262 164H264V163H262ZM31 165V164H30ZM44 165V166H45ZM67 165H68V163H67ZM77 165V164H76ZM87 165V164H86ZM98 165V164H97ZM240 165V164H239ZM3 166V165H2ZM1 166V167H2ZM14 166V165H13ZM20 166V165H19ZM22 166V165H21ZM20 166V167H21ZM28 166V165H27ZM65 166H66V164H65ZM64 166V167H65ZM69 166V165H68ZM72 166H73V164H72ZM114 166V165H113ZM120 166V165H119ZM140 166V165H139ZM168 166V165H167ZM177 166V165H176ZM188 166V165H187ZM186 166V167H187ZM208 166V167H207ZM217 166V165H216ZM4 167H5V164H4ZM15 167V166H14ZM37 165H36V170H37ZM51 167H52V164H51ZM111 167V166H110ZM116 167V166H115ZM122 167V166H121ZM125 167V166H124ZM171 167V166H170ZM178 167H180L179 165H178ZM243 167V166H242ZM264 167V166H263ZM3 168V167H2ZM13 168V167H12ZM33 168V167H32ZM39 168V167H38ZM41 168V167H40ZM40 168H39V171H40ZM42 168H43V166H42ZM60 168H61V166H60ZM63 168V167H62ZM66 168V167H65ZM74 168V167H73ZM86 168V167H85ZM90 168H91V166H90ZM123 168V167H122ZM182 168H185V167H183L182 166ZM236 168H240V167H236ZM235 168V169H236ZM10 169V168H9ZM30 169H31V167H30ZM45 169V167L43 168V170ZM59 169V168H58ZM71 169V168H70ZM117 169V168H116ZM213 169V171H214V167L212 168ZM249 169V168H248ZM259 169H261V172H260V174H259V177H258V182H257V184H258V186L260 187L259 189H261V187H264V169H262V168H259ZM14 170V169H13ZM35 170V171H36ZM63 170V169H62ZM67 170H68V168H67ZM86 170V169H85ZM165 170V169H164ZM206 170V171H205ZM223 170V169H222ZM1 171H3L2 169H1ZM11 171V170H10ZM15 171V170H14ZM41 171H42V169H41ZM51 171V170H50ZM54 171H55V169H54ZM53 171V172H54ZM64 171V170H63ZM71 171H72V169H71ZM73 171H76V170H73ZM121 171H122V169H121ZM188 171V170H187ZM195 171V170H194ZM28 172H29V170H28ZM32 172V171H31ZM78 172V171H77ZM76 172V173H77ZM165 172V171H164ZM196 172H197V170H196ZM216 172V171H215ZM220 172V171H219ZM223 172V171H222ZM8 173V172H7ZM11 173V172H10ZM27 173V172H26ZM39 173V172H38ZM43 173V172H42ZM42 173H40V175L42 174ZM61 173V172H60ZM178 173V172H177ZM193 173V172H192ZM207 173V172H206ZM210 173V172H209ZM4 174H5V172H4ZM9 174V173H8ZM58 174V173H57ZM64 174H65V172H64ZM127 174V173H126ZM165 174V173H164ZM179 174V173H178ZM182 173L180 172V175H181ZM185 173H183V175H184ZM212 174V173H211ZM214 174V173H213ZM223 174V173H222ZM7 175V174H6ZM17 175V174H16ZM21 175H22V173H21ZM20 175V176H21ZM24 175V174H23ZM32 175H33V173H32ZM207 175H208V173H207ZM207 175H205V176H207ZM216 175H218V174H216ZM239 175V174H238ZM8 176V175H7ZM11 175H9V178L8 179H10L11 177H10ZM17 176H19V174L17 175ZM37 176H38V174H37ZM42 176V175H41ZM56 176V175H55ZM59 176H60V174H59ZM58 176V177H59ZM63 176V175H62ZM68 176V175H67ZM165 176V175H164ZM162 177L161 179H163V178H165V177ZM168 176V175H167ZM186 177H187V174L185 175ZM210 176H212V175H210ZM221 176V175H220ZM16 177V176H15ZM32 177V176H31ZM39 177V176H38ZM54 177V176H53ZM57 177V176H56ZM69 177V176H68ZM71 177V176H70ZM80 177V176H79ZM125 177V179H126V176H124ZM181 177V176H180ZM186 177H184V178H186ZM196 177V176H195ZM202 177H204V176H202ZM224 177V176H223ZM3 177H1V179H2ZM55 178V177H54ZM54 178H53V180H54ZM176 178V177H175ZM179 178V177H178ZM219 178V177H218ZM27 179V178H26ZM33 179V178H32ZM35 179H36V176H35ZM38 179V178H37ZM62 179V178H61ZM61 179H59V180H61ZM167 179V178H166ZM165 179V180H166ZM168 179H169V177H168ZM181 179V178H180ZM210 179V178H209ZM222 179V178H221ZM243 179H244V177H243ZM252 179V178H251ZM31 180V179H30ZM59 180H54V181H59ZM69 180H70V178H69ZM174 180H176V179H174ZM185 180V179H184ZM192 180H193V178H192ZM197 180H198V177H197ZM197 180H194V182H197ZM252 180H254V178L252 179ZM12 181H13V179H12ZM29 181V180H28ZM31 181H33V180H31ZM30 181V182H31ZM39 181V180H38ZM40 181H41V178H40ZM47 181H49V180H47ZM47 181L44 183V182H42V186H43V183L44 184H46L47 183ZM64 181V180H63ZM67 181V180H66ZM91 181V180H90ZM167 181V180H166ZM177 181H178V179H177ZM182 181V180H181ZM241 181V180H240ZM18 182V181H17ZM33 182H35V181H33ZM50 182V181H49ZM78 182H79V180H78ZM139 181L137 180V183H138ZM169 182V181H168ZM171 182V181H170ZM174 182V181H173ZM190 182H193V181H190ZM189 182V183H190ZM198 182H200L199 180H198ZM204 182V181H203ZM229 182V181H228ZM227 182V183H228ZM36 183V182H35ZM38 183V182H37ZM50 183H52V182H50ZM63 182H61V184H62ZM75 183H76V180H75ZM132 183V182H131ZM182 183V182H181ZM180 183V184H181ZM232 183V182H231ZM59 183L57 182V184L56 183H54V186H56V185H58ZM66 184H67V182H66ZM179 184V185H180ZM34 185V184H33ZM40 185V184H39ZM48 185H49V183H48ZM51 185V184H50ZM64 185V184H63ZM92 185V184H91ZM121 185V184H120ZM132 185V184H131ZM139 185V184H138ZM141 185V184H140ZM143 185V184H142ZM173 185H175L174 183H173ZM201 185V184H200ZM2 186V185H1ZM44 186H46V185H44ZM44 186H43V188H44ZM62 186V185H61ZM73 186V185H72ZM190 186H192L191 185V183H190ZM220 186V185H219ZM257 186V185H256ZM4 187H5V185H4ZM34 186H32V188H33ZM53 186H51V187H49V188H52ZM58 187H60L59 185H58ZM86 187V186H85ZM140 187V186H139ZM142 187V186H141ZM140 187V188H141ZM145 187V186H144ZM31 188V187H30ZM48 188V187H47ZM48 188V189H49ZM55 188V187H54ZM54 188H52V189H54ZM57 188V187H56ZM72 188V187H71ZM77 188V187H76ZM164 188V187H163ZM168 188V187H167ZM176 188V187H175ZM2 189V188H1ZM22 189H24V188H22ZM58 189V188H57ZM78 189H79V187H78ZM81 190H82V188H80ZM79 189V190H80ZM85 189H87V187L85 188ZM133 189V188H132ZM143 189V188H142ZM165 189V188H164ZM255 189V188H254ZM35 190V189H34ZM62 190H64V189H62ZM69 190V189H68ZM147 190V189H146ZM181 190V189H180ZM201 189H199V191H200ZM242 190V189H241ZM23 191V190H22ZM66 191V190H65ZM71 191V190H70ZM69 191V192H70ZM75 191V190H74ZM121 191V190H120ZM125 191V190H124ZM134 191H136L135 190V188H134ZM171 191V190H170ZM185 190L183 189V192H184ZM198 191V192H199ZM223 191V190H222ZM3 192V191H2ZM15 192V191H14ZM13 192V194H15ZM19 192V191H18ZM24 192H27V190H25ZM33 192V191H32ZM45 192V191H44ZM49 192V191H48ZM53 192V191H52ZM83 192V191H82ZM86 192V191H85ZM84 192V193H85ZM114 192V191H113ZM113 192H112V194H113ZM123 192V191H122ZM127 192H128V190H127ZM136 192H138V191H136ZM163 192V191H162ZM181 192V191H180ZM182 192V193H183ZM188 192V191H187ZM190 192H192V188H191V190L189 191V193ZM193 192H194V189H193ZM197 191H196V193L194 194V195H196L197 193H198ZM217 192V191H216ZM254 192V191H253ZM253 192H251V193H253ZM4 193H6V190H5V192ZM36 193V192H35ZM119 193V192H118ZM142 193V192H141ZM152 193V192H151ZM157 193V192H156ZM155 193V194H156ZM165 193H167V192H165ZM164 193V194H165ZM170 193H172V194H174L173 193V191H171ZM186 193V192H185ZM33 194V193H32ZM41 194H42V192H41ZM48 194V193H47ZM50 194V193H49ZM76 195H78L77 193H75ZM86 194V193H85ZM91 194V193H90ZM123 194H124V192H123ZM125 194H127V193H125ZM133 194V193H132ZM131 194V195H132ZM142 194H144V193H142ZM191 194V193H190ZM255 194V193H254ZM260 194H261V192H260ZM26 195V194H25ZM28 195V194H27ZM36 195V194H35ZM76 195H75V197H76ZM83 195V194H82ZM150 195V194H149ZM154 195V194H153ZM159 195V194H158ZM161 195H163L162 193H161ZM161 195H159L160 197L159 198H161L162 199V197L163 196H161ZM169 195H171V194H169ZM182 195V194H181ZM200 195V194H199ZM202 195H203V192H202ZM256 195V194H255ZM12 196V195H11ZM45 196H46V193L44 194V198H45ZM54 196V195H53ZM93 196V195H92ZM118 196V195H117ZM116 196V197H117ZM145 196V195H144ZM155 196V195H154ZM165 196V195H164ZM168 196V195H167ZM183 196V195H182ZM181 196V197H182ZM253 196V195H252ZM257 196H258V194H257ZM260 196V195H259ZM17 197H19V195L17 196ZM22 197H24V196H22ZM28 197V196H27ZM36 197H37V195H36ZM35 197V198H36ZM47 197V196H46ZM85 197V196H84ZM119 197V196H118ZM122 197V196H121ZM124 197V196H123ZM172 197V196H171ZM170 197V198H171ZM176 197V196H175ZM254 197V196H253ZM256 197V196H255ZM92 198V197H91ZM163 198H165V197H163ZM166 198H168V197H166ZM176 198H178V195H177V197ZM190 198L192 199V197H191V195H190ZM196 198V197H195ZM260 198V197H259ZM8 199V198H7ZM16 199V198H15ZM14 199V200H15ZM18 199V198H17ZM23 199V198H22ZM38 199H39V197H38ZM42 199V198H41ZM83 199V198H82ZM86 199V198H85ZM88 199V198H87ZM124 199H125V197H124ZM152 199H153V197H152ZM189 199V198H188ZM248 199V198H247ZM250 199H252V197L250 198ZM65 200H66V198H65ZM75 200V199H74ZM80 200V199H79ZM78 200V201H79ZM89 200V199H88ZM120 200V199H119ZM148 200V199H147ZM146 200V201H147ZM173 200V199H172ZM187 200V199H186ZM190 200V199H189ZM188 200V201H189ZM242 200V199H241ZM256 200V199H255ZM258 200V199H257ZM18 201V200H17ZM16 201V202H17ZM31 201V200H30ZM40 201V200H39ZM45 201V200H44ZM55 201H56V199H55ZM59 201H61V200H59ZM91 201V200H90ZM89 201V202H90ZM93 201V200H92ZM91 201V202H92ZM121 201H122V199H121ZM128 201H129V199H128ZM142 201V200H141ZM144 201V200H143ZM142 201V202H143ZM149 201H151V202H153L152 200H150L149 199ZM162 201V200H161ZM174 201V200H173ZM172 201V202H173ZM176 201V200H175ZM244 200H242V202H243ZM247 201V200H246ZM38 202V201H37ZM42 202H43V200H42ZM50 202H51V200H50ZM76 202V201H75ZM75 202L73 203V204H75ZM86 200H85V203L82 201V203H84L83 205H85V207H86V205L88 204H86ZM115 202V201H114ZM117 202H118V200H117ZM116 202V203H117ZM156 202H157V200H156ZM155 202V203H156ZM169 202H170V200H169ZM241 202V201H240ZM25 203V202H24ZM33 203V202H32ZM40 203V202H39ZM39 203H37V204H39ZM53 203V202H52ZM61 203V202H60ZM81 203V204H82ZM100 203H102V202H100ZM143 203H145V201L143 202ZM147 203V202H146ZM189 203V202H188ZM250 203V202H249ZM20 204V203H19ZM59 204V203H58ZM63 204V203H62ZM61 204V205H62ZM90 204V203H89ZM99 204V203H98ZM139 204H141V202L139 203ZM138 204V205H139ZM148 204V203H147ZM168 204V203H167ZM171 204V203H170ZM174 204H175V202H174ZM177 204H179V203H177ZM182 204V203H181ZM231 204V203H230ZM34 205V204H33ZM46 205V204H45ZM94 205H95V203H94ZM126 205H127V203H126ZM145 205V204H144ZM153 205H154V203L152 204V207H153ZM163 205V204H162ZM162 205L160 206L161 208H165L166 209V206H163L162 207ZM166 205V204H165ZM183 205V204H182ZM229 206V204L228 203H225L224 204V206ZM22 206V205H21ZM25 206V205H24ZM72 206H74V205H71V207L70 208H68V211H69V209H71L72 208ZM75 206H76V204H75ZM74 206V207H75ZM82 206V205H81ZM92 206V205H91ZM103 206V205H102ZM105 206V205H104ZM103 206V207H104ZM109 206V205H108ZM117 206V205H116ZM149 206V205H148ZM147 206V208H150V206L148 207ZM173 206V205H172ZM180 206V205H179ZM184 206V205H183ZM231 206H232V204H231ZM234 206V205H233ZM232 206V207H233ZM237 206V205H236ZM235 206V207H236ZM35 207H37V205L35 206ZM58 207H59V205H58ZM78 207V206H77ZM99 208L101 207V205L100 206H98ZM102 207V210L104 211V209L105 208H103ZM118 207V206H117ZM117 207H116V209H117ZM127 207H128V205H127ZM140 207V206H139ZM159 207V206H158ZM182 207V206H181ZM230 207V206H229ZM231 207V208H232ZM18 208V207H17ZM80 208V207H79ZM108 208V210H111V209H109V207H107ZM106 208V209H107ZM164 208H163V211H164ZM180 207H178V209H179ZM183 208V207H182ZM186 208H188V206H186ZM198 208H199V206H198ZM228 208V207H227ZM26 209V208H25ZM24 209V210H25ZM41 209V208H40ZM58 209V208H57ZM82 209V208H81ZM101 209V208H100ZM114 209V208H113ZM112 209V210H113ZM168 209H169V207H168ZM172 209V208H171ZM200 209V208H199ZM226 209V208H225ZM225 209H224V211H225ZM233 209V208H232ZM231 209V210H232ZM83 210H84V208H83ZM159 210V209H158ZM170 210V209H169ZM188 210V209H187ZM235 210V209H234ZM233 210V211H234ZM256 210V209H255ZM26 211V210H25ZM67 211V210H66ZM161 211H162V209H161ZM189 211V210H188ZM198 211H200V210H198ZM198 211H196L195 213H197V214H199L198 213ZM223 211V210H222ZM229 211H230V209H229ZM237 211H240V210H237ZM237 211H236V213H237ZM245 211V210H244ZM32 212V211H31ZM39 212H40V210H39ZM70 213H69V215L71 214V211H69ZM91 212V211H90ZM115 212V211H114ZM180 211H178V214H180L179 213ZM190 212H193V211H190ZM203 212V211H202ZM226 212V211H225ZM241 212V211H240ZM250 213H251V211H249ZM1 213V212H0ZM4 213V212H3ZM3 213H1V214H3ZM21 213H22V211H21ZM21 213H19L20 215H21ZM104 213H105V211H104ZM116 213H117V211H116ZM115 213V214H116ZM166 213V212H165ZM171 213V212H170ZM195 213H194V215H195ZM205 213V212H204ZM17 214V213H16ZM26 214H27V212H26ZM29 214H30V212H29ZM35 214V213H34ZM159 214V213H158ZM167 214V213H166ZM177 214V213H176ZM193 214V213H192ZM234 214H235V212H234ZM238 214V213H237ZM237 214H236V216H237ZM240 214V213H239ZM18 215V214H17ZM19 215V216H20ZM42 215V214H41ZM72 215V214H71ZM103 215V214H102ZM113 215V214H112ZM160 215H162V214H160ZM175 215V214H174ZM184 214L182 213V216H183ZM1 216V215H0ZM5 216V215H4ZM36 216V215H35ZM53 216V215H52ZM52 216H50V218L52 217ZM146 216H148V215H146ZM152 216V215H151ZM150 216V217H151ZM167 216V215H166ZM186 216H187V213H186ZM207 216V215H206ZM212 216V215H211ZM233 216V215H232ZM37 217H38V215H37ZM40 217V216H39ZM44 217H45V214H44ZM100 217H101V215H100ZM108 217V216H107ZM114 217V216H113ZM112 217V218H113ZM149 217V216H148ZM149 217V218H150ZM179 217V216H178ZM187 217H189V214H188V216ZM195 217H196V215H195ZM202 217V215L200 216V218ZM209 217V216H208ZM4 218V217H3ZM28 218H30L29 216H28ZM28 218L26 219V220H28ZM32 218V217H31ZM36 218V217H35ZM47 218V217H46ZM52 218H54V217H52ZM104 218V216H102V218L101 219H103ZM111 218V219H112ZM180 218V217H179ZM182 218V217H181ZM193 218H194V216H193ZM211 218V217H210ZM233 218V217H232ZM247 218V217H246ZM23 219H24V217H23ZM56 219V218H55ZM101 219H99L100 221H101ZM110 219V218H109ZM173 219V218H172ZM171 219V220H172ZM185 219V218H184ZM196 219H198V218H196ZM206 219H208V218H206ZM217 219V218H216ZM215 218H214V220H216ZM220 219V218H219ZM16 220V219H15ZM29 220H31V219H29ZM51 220V219H50ZM50 220H49V222H50ZM104 220H105V218H104ZM103 220V221H104ZM113 220H116L115 218L113 219ZM153 219H151V221H152ZM170 220V221H171ZM174 220V219H173ZM175 220H176V218H175ZM189 220H190V218H189ZM193 220H195V218L193 219ZM202 220V219H201ZM201 220H199L198 219V221H201ZM209 220V219H208ZM207 220V221H208ZM213 220V219H212ZM211 220V223L213 222ZM20 221V220H19ZM32 221V220H31ZM41 221H43V223H44V220H41ZM47 221V220H46ZM59 221V220H58ZM61 221V220H60ZM102 221V222H103ZM108 221V220H107ZM106 221V222H107ZM112 221V220H111ZM169 221V222H170ZM177 221V220H176ZM180 221V220H179ZM203 221V220H202ZM241 221V220H240ZM250 222L247 224V225H245V226H243L242 224L240 225H238L239 226V228L240 229H247V230H250V232L248 233V234H246L247 236H248V239H246V237H245V239H243V235L241 236V230L239 229V228H235V229H233V231L231 232V233H229V235H230V237L231 238H239V240L236 242L237 243V245H238V247H240V248H244L245 249V247H249L250 245H251V242H252V239H254L253 237L260 231V229H261V225H262V223L264 222V218H262L261 217V215H260V217H252L250 220H249ZM25 222V221H24ZM28 221H26V223H27ZM30 222V221H29ZM33 222H35V220L33 221ZM49 222H48V224H49ZM94 222H96V221H94ZM105 222V221H104ZM123 222V221H122ZM121 222V223H122ZM209 222V221H208ZM216 222V221H215ZM225 222V221H224ZM21 223V222H20ZM61 223V222H60ZM89 223H90V221H89ZM88 223V224H89ZM108 223V222H107ZM115 223V222H114ZM120 223V222H119ZM125 223V222H124ZM159 223V222H158ZM200 223V222H199ZM232 223V222H231ZM16 224V223H15ZM19 224V223H18ZM23 224V223H22ZM66 224V223H65ZM72 224H74V223H72ZM92 224H93V222H92ZM118 224V223H117ZM123 224V223H122ZM160 224V223H159ZM181 224V223H180ZM202 224H204V223H202ZM210 224V223H209ZM208 224V225H209ZM218 225H219V223H217ZM9 225V224H8ZM11 225V224H10ZM25 225V224H24ZM27 225V224H26ZM35 225H36V223H35ZM54 225H55V221H54ZM60 226H61V224H59ZM110 225H111V223H110ZM168 225V224H167ZM167 225H166V227H167ZM177 225V224H176ZM194 225V224H193ZM12 226V225H11ZM29 225H27V227H28ZM34 226V225H33ZM63 226H64V224H63ZM66 226V225H65ZM69 226V225H68ZM88 226V225H87ZM163 226V225H162ZM201 226V225H200ZM216 226V225H215ZM228 226V225H227ZM22 227V226H21ZM30 227V226H29ZM39 227V226H38ZM54 227V226H53ZM58 227V226H57ZM78 227V226H77ZM89 227V226H88ZM111 227V226H110ZM116 227H118V226H116ZM206 227V226H205ZM224 227V226H223ZM222 227V228H223ZM17 228V227H16ZM19 228H20V226H19ZM23 228L25 229V227L23 226ZM35 228V227H34ZM46 228H48V227H46ZM50 228V227H49ZM61 228V227H60ZM82 228V227H81ZM114 228V227H113ZM151 228V227H150ZM150 228H146V230H151ZM219 228H220V226H219ZM225 228V227H224ZM223 228V229H224ZM10 229H11V227H10ZM21 229V228H20ZM37 229V228H36ZM39 229V228H38ZM44 229V228H43ZM54 229V228H53ZM62 229H64L63 227L61 228V230ZM70 229V228H69ZM90 229H92V228H90ZM89 229V230H90ZM104 229V228H103ZM103 229H101V230H103ZM171 229V230H170ZM169 230L167 229V231L169 232V234L170 233H172V228H170ZM181 229V228H180ZM210 229V228H209ZM217 229H218V226H217ZM46 230V229H45ZM52 230V229H51ZM56 230H58V229H56ZM60 230V229H59ZM71 230V229H70ZM74 230H76V229H74ZM73 230V231H74ZM105 230V229H104ZM162 230V229H161ZM207 230V229H206ZM246 230V231H247ZM262 230V229H261ZM263 230H264V228H263ZM64 231V230H63ZM72 231V232H73ZM77 231V230H76ZM92 231V230H91ZM134 231V230H133ZM138 231H140V230H138ZM157 231V230H156ZM155 231V234L156 233H158V232H156ZM158 231H159V228H158ZM241 231V232H240ZM8 231H6V233H7ZM28 232H29V230H28ZM79 232V231H78ZM264 232V231H263ZM48 233V232H47ZM50 233H52V236H53V231H51ZM60 233H62L61 231H60ZM74 234H75V231L73 232ZM82 233L83 234H85V232H83L82 231ZM152 233H154V232H152ZM243 233V232H242ZM245 233V232H244ZM243 233V234H244ZM28 234H30V233H28ZM27 234V235H28ZM43 234H44V232H43ZM55 234H56V232H55ZM93 234V233H92ZM151 234V233H150ZM155 234H154V236H155ZM161 234V233H160ZM176 234V233H175ZM202 234V233H201ZM204 234V233H203ZM214 234V233H213ZM227 234V233H226ZM22 235H23V233H22ZM21 235V236H22ZM45 235V234H44ZM89 235H90V233H89ZM95 235V234H94ZM182 235V234H181ZM196 235V234H195ZM212 235V234H211ZM259 235H261V233L259 234ZM263 235H264V233H263ZM49 236H51V235H49ZM70 236H73L72 234L70 235ZM92 236V235H91ZM130 236H131V234H130ZM151 236V235H150ZM173 237L175 236V235H172ZM199 236V235H198ZM222 236V235H221ZM226 236V235H225ZM26 237V236H25ZM30 237H31V235H30ZM46 237H48V235L46 236ZM45 237V238H46ZM134 237V236H133ZM138 237V236H137ZM149 237V236H148ZM156 237V236H155ZM189 237H191V236H189ZM193 237H194V235H193ZM204 237V236H203ZM211 237V236H210ZM216 237H218V236H216ZM10 238V237H9ZM51 238V237H50ZM54 238V237H53ZM72 238V237H71ZM77 238V237H76ZM156 238H158V236L156 237ZM167 238H168V235H167ZM172 238V237H171ZM224 238V237H223ZM226 238V237H225ZM228 238V237H227ZM226 238V239H227ZM260 238V237H259ZM4 239H6V237L4 238ZM13 239V238H12ZM147 240H150V239H148V238H146ZM183 239V238H182ZM194 239V238H193ZM204 239H206L205 237H204ZM211 239V238H210ZM209 239V240H210ZM230 239V238H229ZM257 239V238H256ZM7 240H9V239H7ZM6 240V241H7ZM28 240H30V239H28ZM54 239H52V241H53ZM72 240H74L73 238H72ZM130 240V239H129ZM152 240H154L153 238H152ZM191 240V239H190ZM1 241V240H0ZM16 241V240H15ZM206 241V240H205ZM212 241V240H211ZM259 241V240H258ZM257 241V242H258ZM8 242V241H7ZM13 242V241H12ZM131 242V241H130ZM130 242L128 243H125L124 242V240H122L121 241V243L118 245V247H117V250L121 253L122 251H125L124 250V246L125 245H128V250H126L125 252V255L127 254V255H129L130 254V250H131V248H132V246H129V245H131L130 244ZM152 242V241H151ZM174 242V241H173ZM172 242V243H173ZM210 241H208V243H209ZM219 242H221V241H219ZM230 242H231V240H230ZM1 243V242H0ZM5 243V242H4ZM8 243H10V242H8ZM16 243V242H15ZM39 243V242H38ZM42 243V242H41ZM55 243V242H54ZM58 243V242H57ZM70 243V242H69ZM73 243H74V241H73ZM86 243V242H85ZM87 243H89V242H87ZM132 243H133V241H132ZM136 243V242H135ZM144 243V242H143ZM143 243H141V245H137V246H134V248H132V249H139V250H142L144 247L142 246L143 245ZM224 243V242H223ZM228 243V242H227ZM60 244V243H59ZM151 244H153L154 246H155V244L156 245H158L159 244V241L156 239V240H154ZM175 244V243H174ZM198 245H199V243H197ZM204 244H206V242L204 243ZM253 244H254V242H253ZM8 245V244H7ZM86 245H88V244H86ZM133 245V244H132ZM145 245V244H144ZM223 245V244H222ZM230 245V244H229ZM5 246V245H4ZM12 246V245H11ZM14 246V245H13ZM35 246V245H34ZM149 246V245H148ZM147 246V247H148ZM177 246V245H176ZM205 246V245H204ZM17 247H19V246H17ZM22 247V246H21ZM57 247V246H56ZM71 247V246H70ZM90 247V246H89ZM126 247V246H125ZM138 247V248H137ZM146 246H145V250H146V248H147ZM161 247V246H160ZM171 247H173V246H171ZM187 247V246H186ZM189 247V246H188ZM219 246H217V248H218ZM255 247V246H254ZM257 247V246H256ZM259 247H261V246H259ZM2 249H3V247H1ZM27 248H30V247H27ZM26 248V249H27ZM152 248H154V247H152ZM176 248V247H175ZM181 248V247H180ZM216 247H214L213 248V250L215 249V251H214V253H215V255H216V259L217 258H219L218 256L219 255H221L222 254V249L221 248H219V249H221V250H219V249H217ZM250 248V247H249ZM253 248V247H252ZM44 249V248H43ZM49 252H50V249H48V248H46ZM53 249V248H52ZM55 249V248H54ZM59 249V248H58ZM65 249V248H64ZM71 249V248H70ZM84 249V248H83ZM171 249V248H170ZM239 249V248H238ZM260 249V248H259ZM11 250V249H10ZM40 250V249H39ZM57 250V249H56ZM105 250V249H104ZM151 250V249H150ZM180 250V249H179ZM229 250V249H228ZM249 250V249H248ZM3 251H4V249H3ZM15 251V250H14ZM20 251H22L21 249H20ZM53 251V250H52ZM92 251H94L93 249H92ZM110 251V250H109ZM113 251V250H112ZM224 251H225V249H224ZM223 251V252H224ZM230 252H231V250H229ZM244 251V250H243ZM242 251V252H243ZM247 251V250H246ZM45 252H47V251H45ZM55 252H59V251H55ZM89 252V251H88ZM117 252V251H116ZM139 252V251H138ZM138 252H137V254H138ZM142 252V251H141ZM144 252V251H143ZM150 252V251H149ZM168 252V251H167ZM171 252V251H170ZM226 252H228V251H226ZM245 252V251H244ZM40 253V252H39ZM52 253V252H51ZM62 253H67V252H62ZM99 253V252H98ZM110 253V252H109ZM146 253V252H145ZM161 253V252H160ZM17 254V253H16ZM28 254V253H27ZM30 254V253H29ZM47 254H49L48 252H47ZM61 254V253H60ZM71 254H73V253H71ZM74 254H75V252H74ZM90 254V253H89ZM136 254V255H137ZM141 254V253H140ZM149 254V253H148ZM172 254V253H171ZM187 254V253H186ZM224 254V253H223ZM223 254H222V257H223ZM228 254V253H227ZM241 254V253H240ZM51 255V254H50ZM54 254H52V256H53ZM58 255H59V253H58ZM57 255V256H58ZM68 255V254H67ZM135 255V256H136ZM160 255H162V254H160ZM225 255H226V253H225ZM224 255V256H225ZM244 255V254H243ZM29 256V255H28ZM36 256V255H35ZM33 257V258H36V257ZM56 256V257H57ZM61 256V255H60ZM60 256H58L59 257V262H61V264H64L63 263V261H60V259H62ZM62 256H64V255H62ZM115 256V255H114ZM116 256H119V255H116ZM227 256V255H226ZM2 257H4V256H2ZM17 257V256H16ZM53 257H55V255L53 256ZM65 257V256H64ZM125 257V256H124ZM123 257V258H124ZM206 257L209 259L210 257H211V253L210 252H208L207 254H206ZM214 257V256H213ZM9 258H11V257H9ZM42 258V257H41ZM52 257H50V259H51ZM73 260H79V261H81L82 259H85L86 258V255H84L83 254V252H82V254H76L75 256H72L71 257ZM70 258V259H71ZM122 258V259H123ZM32 259V258H31ZM49 259V257H48V260H50ZM56 259V258H55ZM54 258H52L51 259V261H53L54 262V260H55ZM70 259H69V261H70ZM100 259V258H99ZM114 259H116V258H114ZM125 259V258H124ZM181 259V258H180ZM221 259V258H220ZM11 260V259H10ZM14 260V259H13ZM63 260V259H62ZM68 260V259H67ZM110 260V259H109ZM108 258L107 259H104L102 262H97V264H106V263H108ZM121 260V259H120ZM157 260V259H156ZM174 260V259H173ZM178 260V259H177ZM190 260V259H189ZM215 260V259H214ZM24 261H26L25 259H24ZM28 261H30L31 262V260H28L27 259V261L26 262H28ZM44 260H42V262H43ZM56 261H58V260H56ZM68 261V262H69ZM112 262H114L113 260H111ZM110 261V262H111ZM123 261V260H122ZM179 261V260H178ZM220 261V260H219ZM223 261V260H222ZM5 262H7V261H5ZM10 262V261H9ZM12 262V261H11ZM33 262H35L34 260L31 262V263H33ZM48 262V261H47ZM53 262H52V264H53ZM65 262H66V260H65ZM68 262L66 263V264H68ZM72 262V264L74 263L73 261H71ZM117 262H118V258H117ZM120 262V261H119ZM163 262V261H162ZM216 262L217 261H215V264H216ZM91 263V262H90ZM93 263V262H92ZM116 263V262H115ZM180 263V262H179ZM189 263V262H188ZM3 264H5V263H3ZM35 264H38V263H36L35 262ZM43 264V263H42ZM48 264H49V262H48ZM56 264V263H55ZM57 264H58V262H57ZM60 264V263H59ZM70 264V263H69ZM95 264V263H94ZM211 264V263H210ZM219 264H221L220 262H219Z\"/></svg>",
	"mask_w": 264,
	"mask_h": 264
}]
</instances>
